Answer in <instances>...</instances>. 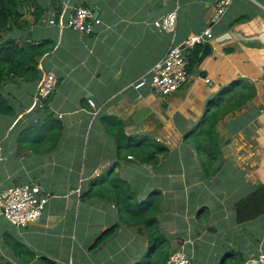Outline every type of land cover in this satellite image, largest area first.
I'll return each mask as SVG.
<instances>
[{
    "label": "crops",
    "instance_id": "obj_1",
    "mask_svg": "<svg viewBox=\"0 0 264 264\" xmlns=\"http://www.w3.org/2000/svg\"><path fill=\"white\" fill-rule=\"evenodd\" d=\"M217 1L55 0L58 11L48 5L30 25L29 39L52 44L40 58L39 70L41 75L53 72L57 84L41 110L31 108L39 80L7 86L14 114L0 115V193L13 185L35 184L47 195V203L36 221L14 235L19 239L11 233L0 235V264H48L43 257L57 264H82L79 260L90 258L86 252L97 237L117 223L116 234L89 264L140 262L149 247L146 237L137 227L121 223L106 190L97 194L100 187L114 186V175L140 189L138 201L160 189L158 221L169 241L168 254L178 248L190 264H240L261 250L264 214L243 223L234 217V203L264 182V104L255 102L257 86L252 100L217 122L221 154L207 162L215 161L220 169L202 176L188 173L203 171L192 141L203 115L232 94L234 90L223 91L231 82L264 75V0H230L223 17L212 25L213 36L198 44L197 63L176 91L161 95L148 85L133 87L170 45L209 25ZM78 6L92 8L101 19L94 32L68 27ZM175 7V33L159 31L156 23ZM57 14V23H49ZM27 19L32 22L33 17ZM23 34L27 37L26 31ZM33 121L40 124L19 133ZM52 125L54 135L37 142ZM108 128L123 132L122 143L141 148L149 137L166 152L155 166L138 160L133 151L119 155ZM249 163L255 166L252 173ZM233 171L238 175L231 178ZM236 178L240 181L231 187L222 183ZM215 183L222 184L218 191ZM202 211L208 219L194 231Z\"/></svg>",
    "mask_w": 264,
    "mask_h": 264
},
{
    "label": "trees",
    "instance_id": "obj_2",
    "mask_svg": "<svg viewBox=\"0 0 264 264\" xmlns=\"http://www.w3.org/2000/svg\"><path fill=\"white\" fill-rule=\"evenodd\" d=\"M48 5L55 6V0H0V115L11 116L14 114L13 106L8 97L9 93L6 90L10 83L16 85L33 84L41 77L39 60L51 49L52 44L46 39L39 42L29 39L28 28L48 10ZM54 10L57 12L58 8L56 7ZM29 14L33 17L32 22L27 19ZM58 16L59 14L54 19L55 21ZM23 31H26L27 37L24 34L23 36L20 35L24 33ZM23 37L26 39H22ZM192 50L186 55L189 71L197 63L200 48L196 45ZM231 90L234 91L225 101L222 98L219 99L223 101L222 105L214 110L209 109L203 115L198 127L192 133L196 135L199 128L204 131L202 137L196 135V139L192 140L198 153L200 151L202 155H206H204V159H201L204 166L208 160H217L221 154L215 128L218 120L252 100L256 94L255 86L242 80L231 82L223 91L229 92ZM49 98L50 96L45 100L42 109L47 106ZM53 128V125L48 127L45 132L50 131L49 134L46 135L45 133L38 138L37 142H46L45 140L54 135ZM108 132L117 143L119 155L124 152L127 156V152L133 151L138 160L150 162L155 166L160 161L159 155L166 152L165 146L155 139L145 137L140 148L131 143H122L124 136L122 131H114L108 128ZM24 133L26 131L21 134ZM199 139H202L205 145ZM136 148L139 149L134 151ZM146 150L147 153H145ZM112 182L114 186L100 187L97 194L101 195L106 190V194L114 200L119 209L121 223L137 227L138 233L146 237L149 246L148 251L137 264H164L169 254L162 250V247L169 241L167 236L158 228V213L162 200L160 189H153L145 199L138 201L136 190L130 188L128 183H123L120 177L114 175ZM118 184L119 186H117ZM262 214H264V182L256 184L249 193L234 203V217L237 223L253 220ZM118 228L119 224L117 223L105 229L93 242L91 248L94 251L100 250L116 234ZM43 258L48 264H57L48 258Z\"/></svg>",
    "mask_w": 264,
    "mask_h": 264
},
{
    "label": "built area",
    "instance_id": "obj_3",
    "mask_svg": "<svg viewBox=\"0 0 264 264\" xmlns=\"http://www.w3.org/2000/svg\"><path fill=\"white\" fill-rule=\"evenodd\" d=\"M230 0H218L215 3L214 12L209 25L200 33L191 34L178 44H172L162 57L152 67L151 71L141 76L133 85L140 88L148 85L154 92L161 95H169L182 87L188 80L186 55L194 46L203 43L213 36L212 25L223 17ZM61 22L62 18L59 19ZM177 20V8L167 12L156 23L161 32L175 33ZM49 23H55L52 18ZM101 23V19L94 15L93 9L86 6H78L68 19V27L72 30L90 34ZM208 81V79H206ZM57 84V78L51 71H44L38 81L31 108L42 109L45 100L51 96ZM87 103L94 107V102L87 99ZM47 203V195L43 194L39 186L35 184L13 185L0 193V215L3 214L12 224L22 228L36 221L42 214ZM164 264H190L188 256L181 250H175L168 255ZM240 264H264V250L257 253V257L250 256Z\"/></svg>",
    "mask_w": 264,
    "mask_h": 264
},
{
    "label": "rangeland",
    "instance_id": "obj_4",
    "mask_svg": "<svg viewBox=\"0 0 264 264\" xmlns=\"http://www.w3.org/2000/svg\"><path fill=\"white\" fill-rule=\"evenodd\" d=\"M251 47V46H250ZM254 47L255 48H259L258 47V45H254ZM187 71H188V75H189V73H190V71H189V68H188V66H187ZM257 81L258 82H260V84L258 85L257 84ZM249 83H251V84H253L254 86H257V88H258V93H259V97L257 98V100L255 101V102H262L263 101V104H264V75H262V76H259V77H256V78H254V77H252V76H249V81H248ZM255 89H256V87H255ZM256 95V94H255ZM35 108V107H34ZM33 108V109H34ZM36 109V108H35ZM232 112H234V111H232ZM260 112L261 113H263L264 112V107H261L260 108ZM7 116H9V115H7ZM218 124V123H217ZM217 124H216V126H217ZM216 126H215V128H216ZM32 129V128H31ZM31 129H29V130H27L26 132H28V131H30ZM202 131V132H201ZM216 131H217V129H216ZM197 136L198 137H202V133L204 132L203 130H201L200 128L199 129H197ZM217 138H218V135H217ZM224 139H226L225 137H222V140H224ZM199 141L203 144V145H205V142L202 140V139H199ZM222 143H223V141H222ZM220 149V148H219ZM199 159L201 160V159H204V157H203V155H202V152H200L199 151ZM202 161V160H201ZM189 166H192V164L191 163H189ZM249 166H251L250 168H251V173L253 172V169L255 168V166L252 164V163H249ZM205 167V168H204ZM202 169H203V171H200V170H195V171H193L192 173H188V174H194L195 176H202L203 174H206V173H209V174H212V172L216 169V171H214L215 172V174H216V172L220 169V165L219 164H216V162L215 161H213V162H209V164H208V162H207V164H206V166H202ZM205 169V170H204ZM233 173H235V174H237L238 175V173L236 172V171H233V172H231V178L234 176V174ZM227 176H230V174L229 173H227ZM224 177V175H222V177L220 178V179H222ZM240 181V178L239 179H234V180H226V181H223L222 183H227V185L229 186V187H231V186H233V185H235V184H237V182H239ZM216 184V183H215ZM221 183H219V184H216V188H217V191L220 189V187H221ZM210 190H213V191H215L216 189L215 188H211ZM136 192H140V189H137V191ZM196 195V194H195ZM210 198H211V195H210V193H207V195H206V199L207 200H210ZM205 209V208H204ZM201 210H202V208H201ZM200 219L198 220V222L197 223H193V230L194 231H196L199 227H200V223H202L203 221H205V220H207L208 219V213H206V212H204L203 213V211L200 213ZM261 219H264V216H263V218H261ZM122 220V219H121ZM197 221V220H196ZM160 222V221H159ZM159 222H158V228L160 229V224H159ZM259 230H260V227L258 228ZM161 230V229H160ZM18 234V233H17ZM16 233L15 234H13L12 236H11V238H15V239H17L18 238V236H17V238H16V236H14V235H17ZM254 237H255V239H256V237H258L259 238V236L257 235V234H255L254 235ZM19 239V238H18ZM15 243H17V241H14ZM90 245H91V243L89 244V246H88V249H89V247H90ZM263 245V247H261V250H264V243L262 244ZM189 245L187 244L186 245V247H188ZM169 248V243L168 244H164L163 245V247H162V250H164V251H166V252H168V249ZM19 250L21 249L20 247L18 248ZM178 248H176L175 250H177ZM91 251L90 252H86V254L87 255H89V257L90 258H88V257H82L81 258V260H79L80 262H82V264H89V261H93L92 259H91V257H92V255L93 254H97V253H99V250H96V251H94L93 249H90ZM182 251V250H181Z\"/></svg>",
    "mask_w": 264,
    "mask_h": 264
},
{
    "label": "water",
    "instance_id": "obj_5",
    "mask_svg": "<svg viewBox=\"0 0 264 264\" xmlns=\"http://www.w3.org/2000/svg\"><path fill=\"white\" fill-rule=\"evenodd\" d=\"M206 47V45H205ZM205 51V48H204ZM40 123L38 121H33L30 123H27L20 131L19 133H22L23 131H27L33 127H36L37 125H39ZM20 230V228L14 224H12L10 221H8L6 219V217L1 214L0 215V235L3 233H11V234H15ZM253 257H257V254L255 253L253 255Z\"/></svg>",
    "mask_w": 264,
    "mask_h": 264
}]
</instances>
